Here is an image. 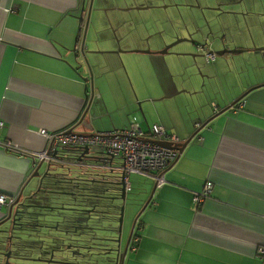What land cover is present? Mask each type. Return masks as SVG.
<instances>
[{
  "label": "crops",
  "instance_id": "0c3cea01",
  "mask_svg": "<svg viewBox=\"0 0 264 264\" xmlns=\"http://www.w3.org/2000/svg\"><path fill=\"white\" fill-rule=\"evenodd\" d=\"M80 1L0 0V194L16 197L22 190L24 201L48 196L39 193V179L30 178L40 161L19 152L46 145L41 129L94 133L127 126L135 117L144 130L156 122L183 141L211 116L166 167L165 182L156 185L139 214V239L123 264H264V253L258 254L264 247V49H259L264 46V0L255 7L245 0V8L235 11L244 19L243 27L236 16L240 31L227 29L222 15L223 27L214 33L223 30L221 38L209 47L248 49L217 55L193 82L182 66L190 56L179 53L195 50L192 46L182 42L157 51L177 33L185 36L183 30L151 44L146 36L153 30H125L114 17L128 24L129 9L161 0H93L84 38L92 79L83 64V80L76 70L83 60V25L76 16ZM239 32L243 38L236 36ZM117 45L126 51H106ZM97 49L102 51H92ZM84 84L89 92L92 86L94 96L83 124ZM52 165L49 173L75 177ZM47 167L41 162L38 171ZM129 180V199L136 197L134 217L154 180L137 173H130ZM206 180L212 181L211 190L197 203L194 192ZM7 207L8 202L0 203V219Z\"/></svg>",
  "mask_w": 264,
  "mask_h": 264
},
{
  "label": "flooded vegetation",
  "instance_id": "af4514ba",
  "mask_svg": "<svg viewBox=\"0 0 264 264\" xmlns=\"http://www.w3.org/2000/svg\"><path fill=\"white\" fill-rule=\"evenodd\" d=\"M184 3L190 6H199L202 9L204 7L214 8L219 11H226L221 8L224 4L223 1H215L213 0V5L208 1H204L205 4L198 2V0H185ZM208 3V4H207ZM221 6V7H220ZM219 8V9H218ZM227 8V7H225ZM180 35V34H179ZM184 36V35H180ZM90 154V152H89ZM84 159H86L84 157ZM89 161L88 159H86ZM97 175H84L82 177H72L70 179L74 184V188L72 191L74 193H80V201L83 203V207L90 209L93 204L94 209L91 211H72L78 212L81 214L79 220H81V225L93 224L95 227H100L101 225H106L109 221L104 219L105 213H102L101 210L108 208L103 207L102 204H115V214L114 218L115 222L111 223L116 228L118 226L119 220V211L120 206L122 204V199L119 197L121 195L120 184H110V183H92L87 180V178L91 179H99V180H113L120 181V172L113 171L109 173L107 170L98 172ZM102 173V174H101ZM111 174L112 176H109ZM64 174L63 176H65ZM81 176V175H80ZM96 186H101L96 187ZM96 187V189L94 188ZM116 188L115 191H109L111 188ZM110 188V189H109ZM93 193H97L103 196H114V199L110 200L109 198L103 197H93L90 196ZM110 201V202H108ZM86 202V203H85ZM108 202V203H107ZM48 204H52L57 206L56 202H47ZM60 205V204H59ZM77 207H81L80 205ZM112 207V208H113ZM93 208V207H92ZM25 209L29 211H35V208H27L26 206H22L18 208L15 215H13V224L10 221L0 223V264H79L86 258L93 257L91 252H95L94 249H85L81 248L80 245H91V243H97V240H85L84 237H89V235H76L72 233L64 234V232L57 233L56 229L60 228L59 225H56L58 217H53L52 220L45 218L47 214L44 216H39L36 219L31 212L25 213ZM111 209V208H110ZM22 211L23 213H20ZM15 212V211H13ZM20 218L18 219V217ZM37 216V215H36ZM44 217V218H43ZM1 220V219H0ZM38 223V224H37ZM91 229L88 231L89 233L96 231L98 235H109V236H117L118 233L116 231H103L99 229ZM4 228H6L5 231ZM64 229L65 226H64ZM103 231V232H102ZM121 232V230H120ZM51 234L60 235L59 241L61 242V246L58 248H50L48 247V242L50 241ZM120 243H123L122 233L120 234ZM107 246L114 247L115 242L102 241ZM121 250H122V245ZM73 251V252H72ZM98 251V250H97ZM114 251H111L108 255L113 256ZM90 255V256H89ZM99 257V255H97ZM101 256H104L101 255ZM107 263V261L105 262ZM113 264V262H110Z\"/></svg>",
  "mask_w": 264,
  "mask_h": 264
},
{
  "label": "built area",
  "instance_id": "2783aa9c",
  "mask_svg": "<svg viewBox=\"0 0 264 264\" xmlns=\"http://www.w3.org/2000/svg\"><path fill=\"white\" fill-rule=\"evenodd\" d=\"M206 58L209 60L213 59L214 54H206ZM2 125L3 121L0 120V128ZM198 126L199 124H197ZM39 132L45 136L46 145L37 150L19 148V152L22 155L51 165L61 164L71 167L96 166L118 171L123 175L126 190H130L131 188L130 173L147 175L154 180L156 185L165 182L164 172L166 167L175 161L179 155V149L175 146L159 144L153 141V139L167 140L172 144L181 141L175 132L168 131L163 125L156 122L151 123L148 130H144L135 117L127 126L106 131H96L94 133L70 132L67 128L53 131L41 129ZM5 144L13 147L8 142ZM85 145L89 149L97 148L109 152L112 154L115 164H112L114 163L112 161L108 164L105 162L103 165H97L91 163L90 160L87 161L81 158V151ZM65 146H75L81 151L78 154H72V156L60 155L61 150ZM116 158L118 159L117 161ZM211 187L212 181L206 180L201 190L194 192L193 199L197 203L202 202L208 196ZM14 199L15 196L13 195L0 194V203H10ZM137 223L138 219L135 224ZM138 239L139 234L134 225L129 247L135 249ZM263 253L264 247L260 246L258 248L259 256L262 257Z\"/></svg>",
  "mask_w": 264,
  "mask_h": 264
},
{
  "label": "water",
  "instance_id": "95a60500",
  "mask_svg": "<svg viewBox=\"0 0 264 264\" xmlns=\"http://www.w3.org/2000/svg\"><path fill=\"white\" fill-rule=\"evenodd\" d=\"M92 2H93V0H89L88 5L86 7L85 0H81L79 5H78V7H77V8H79L80 13H79V15H76L77 17H79V20L81 21V26L83 25V32H82V36H81V48H80L82 50V53H83L82 54V59L83 60L79 61L78 65L76 67V70L78 71V74L80 75V77L83 80H84L85 76H83L82 71H80V68L82 69L83 64H85V66L87 67V70L89 71L90 77L92 79L91 63H90L89 59L87 58L86 51L84 49L85 48V43H84L85 32H86V29H87V27L89 25V21H90V14L92 12ZM145 7H148V6H146V5L145 6H138L137 8H145ZM181 22H182L183 27L185 28V30L188 32L187 36H180L177 33L175 35V39L174 40H172L169 43H166L162 49H159L157 51L166 52V51H168L169 48H171L172 45L176 44L179 41H183V40L184 41H189L191 43L194 42L196 44L197 52H195V50L192 51V50H188V49L179 52V53H181L184 56H190L189 57L190 59L186 60L184 65H182V66H183V69H184L186 75L188 76V79H190L191 82H193L192 77H194L196 74H199L200 76L203 75V70L202 69H203L204 66H206V64L202 65V63H201L200 59H198V57H204L205 62L208 63V62H212L217 55L222 56L226 52L243 51V50L248 49V48H239V47L229 48V47H225V46L223 48H221V49L210 48L209 45L215 40V38H219L220 39L221 37L217 36V35H215L213 33V31H212L211 27L209 26V24H207L208 30H207L206 33H204L203 30L200 29V28H196L195 29V32L200 33V34H202V33L204 34V40L202 42H200V40L198 38H195V39L192 38L193 37L192 36V32L189 30V28H188V26H187V24H186V22L184 21L183 18H182ZM241 34H242V32H239V33L236 34V36L238 38H240ZM248 34L250 36L249 32H248ZM232 40H234V38H232ZM116 41H118V38H116ZM259 47H257V48L264 49V46H259ZM254 48H256V47L254 46ZM137 50L150 51V49H143V50L135 49L134 51H137ZM92 51L101 52L102 50L97 49V50H92ZM106 51L112 52V51H126V50L122 49L119 46L118 49H116V50L106 49ZM209 53H213L214 54V58L213 59L209 60V59L206 58V54H209ZM104 63L107 64L108 62L104 61ZM206 75L209 76V74H206ZM91 85H92V83H91ZM202 86L203 85H201V88H202ZM89 89H90V87H88L87 84H84L83 97H84V103H86V108H85L83 114L81 115V117L79 119V122H81L83 124L86 121L85 115H86V113L89 110V106H90L91 102L93 101V96H94V91L92 89V86H91V91L90 92H89ZM202 91H204L203 88H202ZM244 95H245V93L241 94L235 101L241 100ZM233 103H231L230 106ZM216 113L217 112H215L214 115H216ZM210 118H211V116H208L205 119V121L202 122V124H199V126L196 129V131L199 128H201L202 126H204L210 120ZM67 130L70 131V132H74L72 127L67 128ZM196 131L193 134H191L190 136H188L185 140L179 141V142H177L175 144H172L170 141L163 140V139H153V141H155V142H157L159 144L165 145V146H175V147H177L179 149V154H180V152L182 151V149L186 145V143H188L191 140V138L197 133ZM78 133H80V132H78ZM99 153H101L103 155H91V154H89V147L87 145H85L82 148V152H81V156L80 157L81 158H84V157L87 158L88 157V158H91L94 161L104 162V163L105 162L111 163L113 161V156L109 152L101 150V151H99ZM67 156H69V155H67ZM40 164H41V162L37 165L35 170L30 174V178L37 177L39 179V185L41 186L42 182H43V179L49 173V169L51 167V164H47L48 167H47L46 171L44 173H42V174L38 171V168H39ZM58 165H61V164H58ZM110 172H113V170L110 169ZM102 181L106 182V183H110V184H120L121 195L119 197L122 200H125L126 189H125L124 179H123V175L122 174H120V181H118V182L113 181V180H102ZM155 187H156V184L154 182V186L151 189L148 197L145 199L144 203L142 204L140 211H138V213L134 216L132 224H131V227H130V230H129V233H128V236L126 238L124 246L122 247V250H121V246H120L121 245V243H120V230H121V221H122L124 203H122L121 206H120L119 220H118L117 228L114 225H112L111 223L110 224L108 223L106 225L104 224V225H101L99 227V229L103 230V231H116L118 233V235L113 237V236H109V235H106V236L105 235H98L97 236V235L94 234L90 239H85V240L91 241L94 238V240H97V243L96 242L95 243H91V245H83L82 244V245H80L81 248L94 249L96 251L89 253L93 257H91V258L88 257V258H86L85 260H83L79 264H111L110 262H113V264H123L124 263V257L126 255L128 249L130 248L129 247V243H130V238H131V235H132V231H133L135 222L138 219L139 214L141 213L142 209L149 203ZM21 192H22V190L20 191V193H18V195L15 197V199L12 202L8 203V207L6 209V212H3L4 215L1 218L0 223H4V222H7V221H10L13 224V215H15V213L18 210V208H20L22 206L31 207V208L37 206V205H35L33 203H25L24 199H21ZM111 198L113 199L114 196H112ZM135 200H136V197H134L131 200L130 204H134ZM111 206L113 207V206H115V204H112ZM13 211H15V212H13ZM102 211L109 212V211H105V210H102ZM28 212H31V213L36 214V215L45 214V213H41V212L33 211V210L32 211H28ZM20 213H23V212L20 211ZM104 219H106V221L115 220L111 216L104 217ZM5 230H6V228H4L3 231H5ZM102 241H109V242L112 241V242H115L116 244H115L114 247H110V246H107ZM111 251L115 252L113 256L108 255ZM103 254H104V256H101ZM97 255H99V257ZM106 261H107V263H105Z\"/></svg>",
  "mask_w": 264,
  "mask_h": 264
},
{
  "label": "rangeland",
  "instance_id": "374dc122",
  "mask_svg": "<svg viewBox=\"0 0 264 264\" xmlns=\"http://www.w3.org/2000/svg\"><path fill=\"white\" fill-rule=\"evenodd\" d=\"M99 1H105L108 2L109 0H96V2L98 3ZM162 2H160L159 4H152L155 6H148L145 8H133V9H129L132 13V16H129L127 14V22H129L128 24L125 23V21H122V17L121 16H117L115 14V18L117 22L122 23L121 27L124 28L125 30H128L130 27L133 28H138L140 30H145V29H151L153 30L154 33H148V35L146 36V39L150 40L151 44H153V41H158L163 39L162 36L164 34H168V33H176L177 31L183 30L187 36V31L185 30V28L183 27L182 24V18L184 19V21L186 22L189 30L192 32V38H198L200 40V42H202L204 40V34H200L195 32L196 28H200L203 30L204 33L207 32L208 27L207 24H209V26L211 27L213 33H215V31H217L219 28L223 27V21H222V15L224 14L226 17L225 22H227L225 24L226 28L229 29V27H234V29H236V31H240L242 30L241 25L244 27L245 23H244V19H242V17H240V15H236L235 11H240L242 8L244 7V3L245 0H215V1H223V5H228L230 6V8H224V10H226V12H230V13H226V12H218V10L214 9V8H210V7H204L203 9L199 6H190L187 5L186 3H184L185 0H161ZM195 1V0H193ZM204 1H208V0H198L199 4H205ZM213 0H209V2L213 5L212 3ZM247 4L248 7H255L258 3L259 0H247ZM208 4V3H207ZM113 4L110 5H105L103 7H110ZM144 4H142V6H144ZM93 3H92V8H93ZM155 8V9H151V8ZM221 7V6H220ZM223 9V7H221ZM219 9V8H218ZM114 10V9H111ZM108 10V11H111ZM104 14L107 12V10L103 9ZM97 12V10H96ZM135 13V14H133ZM137 14V15H136ZM106 15V14H105ZM239 17L240 23L239 24L238 20L236 19L237 17ZM130 18H132V20H130ZM232 21H231V19ZM99 22L103 23L101 16H99ZM109 22V20H108ZM142 25H145V27H143ZM112 32H114L113 28H112ZM222 31H218V36H221ZM244 33V32H242ZM243 38V37H241ZM175 37L173 39H171L169 42H171L172 40H174ZM168 42V43H169ZM185 43L189 46H192L195 49V52H197L196 50V44L193 42H189V41H179L176 44L172 45L171 47L174 46H178L181 43ZM118 45L119 42L117 41ZM179 43V44H178ZM166 44V43H165ZM164 44V45H165ZM178 44V45H177ZM117 45V46H118ZM119 47V46H118ZM164 47V46H163ZM162 47V48H163ZM160 48V49H162ZM198 59H200L202 65L206 64V66H208L209 64L207 62H205L204 57H198ZM205 66V67H206ZM75 128V127H74ZM74 130V129H73ZM75 131V130H74ZM77 132V131H76ZM99 151H101L100 149L97 148H90L89 152L91 155H103L101 153H99ZM118 159L116 158V161ZM54 166L56 169H58L61 172H65L67 174L71 173L76 177V172L74 170V167H71L70 169L67 168V166H61V165H52ZM55 169V170H56ZM107 170L109 173L110 169L108 168H104V171ZM83 175H88L86 173H83ZM74 184H69V183H59V184H54V188L55 189H59L61 191H72V187ZM71 194V193H70ZM70 194H58V198L61 201H70L69 198H71ZM131 194V191H127L126 195H125V200L122 201V203H124V208H123V215H122V221H121V232L122 233V240L123 243L121 244L122 247L125 244L128 232L130 230L131 227V223L133 220V215L132 214V206L133 204H130L131 200L129 199V195ZM73 197H76L77 199L80 198L79 195L77 194H73ZM32 198L31 197H27L25 203H31ZM29 208V207H27ZM29 210L25 209V213H28ZM115 222V220L113 221H109L110 223ZM113 225V224H112ZM103 232V231H102ZM121 241V240H120Z\"/></svg>",
  "mask_w": 264,
  "mask_h": 264
},
{
  "label": "trees",
  "instance_id": "16d2710c",
  "mask_svg": "<svg viewBox=\"0 0 264 264\" xmlns=\"http://www.w3.org/2000/svg\"><path fill=\"white\" fill-rule=\"evenodd\" d=\"M81 150L75 146H65L63 147V149L60 152V155L65 154L72 156V154H78ZM82 152V151H81ZM68 169L71 168V166H67ZM77 168L79 172L86 173L89 175H97L99 174L98 172L100 171H104V168H99L96 166H85V167H74ZM102 174V173H101ZM109 176H112L111 174H108ZM71 177H66V176H62V175H54L53 173H48V175L43 179V183L40 186L39 189V193L40 194H44V193H48L47 197H31V203L37 205L34 210L41 212V213H45L47 214L45 218H48L49 220H52L53 217H58L57 220V224L59 225L60 228L56 229L55 231H57V233L60 232H64V234H68V233H72V234H76L79 236L80 235H91L88 238L84 237L86 239H90L94 234L98 236L96 231H93L91 233H89L88 231H91V229H93L95 226L93 224H86V225H81V220H79L81 214H79L78 212H72V211H91L94 209V205H92V207L90 209L84 208L83 207V203L82 201H80V198L77 199L76 197H73V194H77L80 196V193H74V191H61L59 189H55L54 188V184H59V183H69V184H73V182H71L72 179H70ZM88 181L92 182V183H106L103 182L102 180H97V179H91V178H87ZM49 184L47 185L46 183ZM75 186L73 185L72 189H76L74 188ZM96 187H101V186H96ZM96 187H94L96 189ZM110 189V188H109ZM116 188H111L109 191H115ZM71 193V194H70ZM58 194H70L71 198L70 201H61L58 198ZM11 195V194H10ZM35 195V194H34ZM36 196V195H35ZM93 197H103V198H109L110 200H112V195L110 196H103V195H99L97 193H93L92 195ZM114 199V198H113ZM47 202H56L57 206H54L52 204H48ZM110 202V201H108ZM107 202V203H108ZM86 203V202H85ZM60 204V205H59ZM81 206V207H77V206ZM112 204H102L103 207H108L106 209H103L105 211H109V212H104L101 210L102 213H105L107 215H105V217L111 216L114 217L115 212V207L112 208L111 206ZM111 208V209H110ZM45 214H39L36 216V214L32 215L36 218L39 216H44ZM20 218V216L18 217V219ZM44 218V217H43ZM39 219V218H36ZM38 224V223H37ZM64 226L66 229H64ZM95 229H99V227H95ZM100 230V229H99ZM60 239V235L58 234H51L50 235V241L48 242L50 248H58L60 247L62 244L59 241ZM94 240V238L92 239Z\"/></svg>",
  "mask_w": 264,
  "mask_h": 264
}]
</instances>
